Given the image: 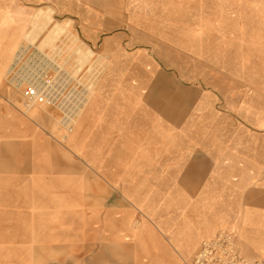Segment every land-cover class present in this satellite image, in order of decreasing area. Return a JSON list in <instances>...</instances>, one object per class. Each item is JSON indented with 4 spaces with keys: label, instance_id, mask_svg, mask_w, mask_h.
I'll use <instances>...</instances> for the list:
<instances>
[{
    "label": "rangeland",
    "instance_id": "374dc122",
    "mask_svg": "<svg viewBox=\"0 0 264 264\" xmlns=\"http://www.w3.org/2000/svg\"><path fill=\"white\" fill-rule=\"evenodd\" d=\"M0 1L7 12L29 13L0 74V264H183L221 230L237 236L243 256L264 258V236L244 226L254 201L264 200V40L236 38L252 28L247 19L264 16V0ZM56 25L78 38L62 55L77 58V68L42 44ZM79 44L91 52L86 62ZM51 62L83 89L96 67L97 104L85 116L88 94L70 132L57 110L25 106L17 84L29 63L53 71ZM161 77L173 99L167 108L148 99ZM258 153L256 174L231 173L237 157ZM203 154L229 173L204 176L212 229L190 250L172 238L188 237L179 219L203 207L173 194L182 175L146 172ZM146 231L166 246L157 263L139 245Z\"/></svg>",
    "mask_w": 264,
    "mask_h": 264
},
{
    "label": "crops",
    "instance_id": "0c3cea01",
    "mask_svg": "<svg viewBox=\"0 0 264 264\" xmlns=\"http://www.w3.org/2000/svg\"><path fill=\"white\" fill-rule=\"evenodd\" d=\"M0 3H2L0 1ZM3 8V7H2ZM0 7V18L2 19L4 15H11V22L9 23V30L12 32H17V42L20 40L21 34L24 30L27 29V23L25 16H28V11L26 9L22 10L20 7H12L10 9L11 12H7L6 10ZM6 11V12H5ZM24 11V12H22ZM214 156L211 155H201L197 157H193L190 155L185 156V158L193 160L189 161L187 165L182 167H171L166 171L164 168H150L147 174H173V175H182L183 177L179 179L182 182L183 188L180 190H176L173 188V194L178 196H183L185 198L193 199V205L202 206L203 211L202 215H196L193 219L185 220L183 218L179 219L178 229L179 230H188V237L183 236H174L172 241L183 244L187 242L189 248L192 249L202 237H205L210 233L212 229V221H211V197L209 194L211 180L204 183V176L209 173L214 174H227L229 170L220 166L213 167L212 159ZM262 156H257L254 154L246 157H237L233 161L231 166L229 167L231 173L235 174H256L259 170V163ZM222 158V157H221ZM224 158V157H223ZM225 159H228V156H225ZM215 169V170H213ZM225 169V170H224ZM213 170V171H212ZM114 173V172H113ZM108 174H112V172H108ZM204 183V184H203ZM190 186L191 189H190ZM186 187V188H185ZM203 187V188H201ZM201 188V189H200ZM181 196V197H182ZM187 196V197H186ZM179 203V206H188L192 204ZM249 220H251L252 224H249L246 227L248 233L251 234L252 237H261L264 236V200L254 201L250 210H249ZM157 238L158 244L161 250H166V246L163 242L159 241ZM259 244V243H258ZM167 252V251H165Z\"/></svg>",
    "mask_w": 264,
    "mask_h": 264
},
{
    "label": "built area",
    "instance_id": "2783aa9c",
    "mask_svg": "<svg viewBox=\"0 0 264 264\" xmlns=\"http://www.w3.org/2000/svg\"><path fill=\"white\" fill-rule=\"evenodd\" d=\"M28 65L26 77L23 68L19 73L20 77H24L23 81H17L25 85L21 91L25 106H44L57 110L60 114L59 123L66 131H71L73 111L79 113L85 104L83 87L76 78L61 69L51 71L44 66L37 69L30 63ZM183 264H264V258L243 256L237 236L221 230L203 242L193 257Z\"/></svg>",
    "mask_w": 264,
    "mask_h": 264
},
{
    "label": "bare ground",
    "instance_id": "6f19581e",
    "mask_svg": "<svg viewBox=\"0 0 264 264\" xmlns=\"http://www.w3.org/2000/svg\"><path fill=\"white\" fill-rule=\"evenodd\" d=\"M35 24V22H34ZM246 24L249 25V28L246 30L244 28V31L239 28L238 30L240 31V36L236 37L237 39H240L243 42H250L251 44H254L256 42H260L264 40V16L261 14V16L256 19L254 17H250V19H247ZM244 26V25H243ZM43 28V25L40 24L39 28H34L35 33L33 32H28L24 34L23 39L27 40L28 38H35L36 33L39 29ZM263 30V31H262ZM17 32H12L9 30V21L6 18H2L0 22V74L2 70L4 69L5 65L7 64L9 57L14 50L16 44L18 43L17 40ZM57 41V42H56ZM78 41V38L76 37L75 34L73 33H68L65 31L61 26L56 25L54 26L53 30L50 31L45 39L42 41L43 46H49L50 48L48 49V53L50 56L58 57L60 58V62L62 65H68L70 68H77L79 60L77 58L71 59L68 63L67 59H63L62 55L67 54L69 51L73 49V46H78L76 42ZM47 46V47H48ZM79 48H81V54H80V61L86 62L88 59V56L91 54L89 49L82 44H79ZM41 54H44V52L41 51ZM102 60L100 59L98 63H100ZM52 63V62H51ZM58 63V62H57ZM56 62H53L51 65L54 66V69H59V65H57ZM77 63V64H75ZM100 66L103 64H99ZM52 67V66H51ZM95 65H90V67L87 69V73L85 75V80L87 82H90L89 84L91 85L89 89H84V103L88 97V94L91 93L90 101L88 103L85 116L91 112V110L96 106L97 104V91H92V86H94L95 83V78H94V71H95ZM254 77V76H252ZM93 79V80H92ZM158 82H156L154 85L151 86L149 90V95L148 99L155 105V107L159 108H167L169 106H173V99L171 96L167 93V91L163 90L161 84L163 83L162 79H165L164 77L160 78ZM253 79V78H251ZM162 82V83H161ZM255 80H252V83L254 84ZM19 84V82L17 83ZM44 108V106H43ZM73 119L70 120V123L72 124L75 117L78 115V112L73 111ZM78 131V130H77ZM67 132H70L69 129H67ZM37 134V133H36ZM77 134V132H76ZM75 134V136H76ZM92 164V162H90ZM244 226H248L249 224H252L251 220H249V213H245L244 217ZM139 238L138 242L139 245L142 247V250L147 252V254L153 256L154 260L156 263L160 260L158 258H162L159 253H163L160 249V246L158 245V241H156V238L152 236L151 233L146 231L145 233H139ZM261 247V245H259ZM167 264H174L173 261L171 260Z\"/></svg>",
    "mask_w": 264,
    "mask_h": 264
}]
</instances>
